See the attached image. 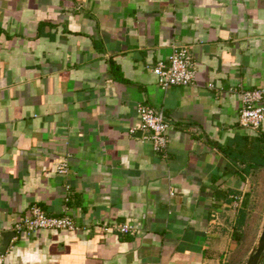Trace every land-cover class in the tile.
<instances>
[{
    "label": "crops",
    "instance_id": "crops-1",
    "mask_svg": "<svg viewBox=\"0 0 264 264\" xmlns=\"http://www.w3.org/2000/svg\"><path fill=\"white\" fill-rule=\"evenodd\" d=\"M173 45L195 77L162 89ZM242 87H264V0H0V234L32 205L78 227L12 237L0 264H243L264 120L238 124ZM139 103L169 123L162 152Z\"/></svg>",
    "mask_w": 264,
    "mask_h": 264
},
{
    "label": "built area",
    "instance_id": "built-area-1",
    "mask_svg": "<svg viewBox=\"0 0 264 264\" xmlns=\"http://www.w3.org/2000/svg\"><path fill=\"white\" fill-rule=\"evenodd\" d=\"M160 88L165 89L172 85H190L195 77V66L190 49L186 45H173L166 61H158L153 67ZM240 106L238 110V124L257 130L264 120V87H242L238 91ZM139 119L138 129L146 132L144 138L150 140L153 150L162 152L167 146V129L169 123L161 111L154 107L139 103L136 107ZM134 129H131L133 132ZM58 174L68 172V162L64 158L56 165ZM232 205L237 207L238 196L232 195ZM78 227L71 216L48 215L36 205H32L26 215L18 218L12 226L13 238L21 233H32L37 230H68ZM107 229V228H105ZM114 229L121 233L132 232L133 226L128 223H119Z\"/></svg>",
    "mask_w": 264,
    "mask_h": 264
},
{
    "label": "water",
    "instance_id": "water-1",
    "mask_svg": "<svg viewBox=\"0 0 264 264\" xmlns=\"http://www.w3.org/2000/svg\"><path fill=\"white\" fill-rule=\"evenodd\" d=\"M14 236L12 231H3L0 234V253L3 254ZM264 261V219L260 227L256 240L251 247L243 264H262Z\"/></svg>",
    "mask_w": 264,
    "mask_h": 264
},
{
    "label": "rangeland",
    "instance_id": "rangeland-1",
    "mask_svg": "<svg viewBox=\"0 0 264 264\" xmlns=\"http://www.w3.org/2000/svg\"><path fill=\"white\" fill-rule=\"evenodd\" d=\"M262 210V209H261ZM258 211V212H260V213H262L263 211ZM263 214V213H262ZM261 218V217H260ZM262 219H252V224H254L255 223V225L257 226V224L259 223V221H261ZM262 264H264V261H263V263Z\"/></svg>",
    "mask_w": 264,
    "mask_h": 264
}]
</instances>
